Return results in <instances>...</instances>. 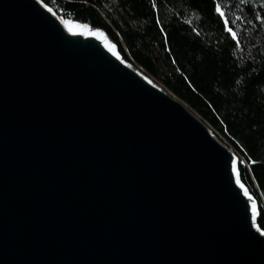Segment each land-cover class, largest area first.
I'll use <instances>...</instances> for the list:
<instances>
[{"label": "water", "instance_id": "water-1", "mask_svg": "<svg viewBox=\"0 0 264 264\" xmlns=\"http://www.w3.org/2000/svg\"><path fill=\"white\" fill-rule=\"evenodd\" d=\"M238 165L103 33L0 0V264H264Z\"/></svg>", "mask_w": 264, "mask_h": 264}, {"label": "trees", "instance_id": "trees-1", "mask_svg": "<svg viewBox=\"0 0 264 264\" xmlns=\"http://www.w3.org/2000/svg\"><path fill=\"white\" fill-rule=\"evenodd\" d=\"M43 1L101 31L222 133L246 160L240 178L264 230V0Z\"/></svg>", "mask_w": 264, "mask_h": 264}, {"label": "rangeland", "instance_id": "rangeland-1", "mask_svg": "<svg viewBox=\"0 0 264 264\" xmlns=\"http://www.w3.org/2000/svg\"><path fill=\"white\" fill-rule=\"evenodd\" d=\"M48 5V4H47ZM50 6V5H49ZM51 7V6H50ZM55 13L57 15H59L60 17H62L63 19L65 20H69V21H72L74 22L79 28H82L84 30H87V31H99V30H96V29H92V28H89L87 26H85L84 24H81L79 22H77L75 19L73 18H70V17H66V16H63L62 14H60L59 12H57L53 7H51ZM221 13H223L221 10H220ZM233 34L236 35V33L234 31H232ZM100 33H102L100 31ZM106 37V36H105ZM107 38V37H106ZM107 40L110 42V44L116 49L118 50V48L116 47V45L112 44V42L107 38ZM119 51V50H118ZM132 62V61H131ZM133 63V62H132ZM135 64V63H133ZM138 66V65H137ZM144 73L149 77L151 78L154 82H156L157 84H159L160 86H162L163 88H165L166 90L170 91L171 93H173L170 89H168L160 80H158L156 77H154L153 75L149 74L148 72L144 71ZM174 94V93H173ZM175 95V94H174ZM176 97H178L177 95H175ZM179 98V97H178ZM180 99V98H179ZM185 102V101H184ZM186 103V102H185ZM187 104V103H186ZM190 107V106H189ZM194 112H196L195 110H193ZM197 113V112H196ZM199 115V114H198ZM200 116V115H199ZM201 117V116H200ZM203 119V118H202ZM204 120V119H203ZM205 121V120H204ZM206 122V121H205ZM207 123V122H206ZM209 125V123H207ZM212 129H213V132L216 134V136L221 139L224 143H226L227 145H229L228 141L225 140L223 137H222V133L218 132L212 125H211ZM242 160V159H240ZM246 164V163H245Z\"/></svg>", "mask_w": 264, "mask_h": 264}, {"label": "bare ground", "instance_id": "bare-ground-1", "mask_svg": "<svg viewBox=\"0 0 264 264\" xmlns=\"http://www.w3.org/2000/svg\"><path fill=\"white\" fill-rule=\"evenodd\" d=\"M61 19H62V22L64 23V25L66 26V28H68L69 30H72V31H74L78 26L74 23V22H72V21H69V20H65V19H63L62 17H61ZM209 126H210V128L212 129V127H211V125L209 124ZM213 130V129H212ZM229 146H230V148L232 149V151H234V153H236V155L238 156V158H239V162L241 161V162H243V163H246V160L245 159H242V160H240L241 159V156L238 154V152L233 148V146H231L230 144H229ZM251 193V192H250ZM252 194V193H251ZM253 195V194H252ZM257 201V200H256ZM257 207H258V202H257ZM258 214H259V210H258Z\"/></svg>", "mask_w": 264, "mask_h": 264}, {"label": "snow or ice", "instance_id": "snow-or-ice-1", "mask_svg": "<svg viewBox=\"0 0 264 264\" xmlns=\"http://www.w3.org/2000/svg\"><path fill=\"white\" fill-rule=\"evenodd\" d=\"M231 31V30H230ZM233 35H235V34H233Z\"/></svg>", "mask_w": 264, "mask_h": 264}]
</instances>
